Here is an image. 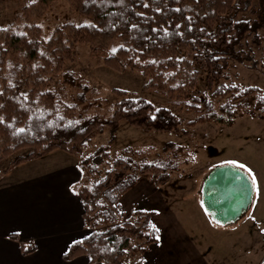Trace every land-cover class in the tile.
<instances>
[{
  "label": "trees",
  "instance_id": "obj_1",
  "mask_svg": "<svg viewBox=\"0 0 264 264\" xmlns=\"http://www.w3.org/2000/svg\"><path fill=\"white\" fill-rule=\"evenodd\" d=\"M50 1L28 0L19 15L23 24L0 28V160L30 149L14 158L8 172L13 165L57 149L81 157L82 179L97 177L78 190L83 220L91 232L74 241L64 258L86 255L90 263L142 264L159 240V230L144 215L125 219L120 201L142 179L156 186L170 180L186 163L178 154L180 145L167 142L164 150L175 153L159 160H148L150 150L131 145L113 154L106 144L84 153L98 134H115L121 121L147 132L190 131L181 128L170 108L156 107L125 89H114L120 99L112 116L103 118L77 116V102L62 101L48 86L62 79L81 89L80 102L87 100L88 85L64 65L73 58L77 43L88 44L106 66L140 72L147 78L145 88L194 114L189 127L231 126L238 115L254 113L242 100L255 97V108H264L262 88L225 81L232 61L242 59L239 47L248 35L255 34L253 41L260 43L264 0H68L89 20L64 23L44 38L34 17ZM247 13L255 17L240 18Z\"/></svg>",
  "mask_w": 264,
  "mask_h": 264
},
{
  "label": "rangeland",
  "instance_id": "obj_2",
  "mask_svg": "<svg viewBox=\"0 0 264 264\" xmlns=\"http://www.w3.org/2000/svg\"><path fill=\"white\" fill-rule=\"evenodd\" d=\"M27 1L0 0V28L12 23L21 26L23 23L19 20V15ZM254 17L250 13L240 16ZM88 20L89 17L73 7L68 0H51L48 8L34 17V21L41 26L44 38H49L55 28L64 23L79 24ZM257 34L259 44L253 41L255 34H250L239 47L242 59L232 61L225 81L239 83L243 87L259 86L264 91V27ZM64 70L73 71L81 79L80 82L88 85L87 100L80 102L77 95L81 89L64 83L59 78L50 82L48 88L61 95L64 102H77V116L98 114L103 118H110L115 103L120 99L114 89L119 88L128 90L132 96L147 98L156 107L170 108L181 120V128L190 131L189 135L182 132H147L127 121H121L115 134L106 130L89 143L84 155L92 153L103 144L109 146L112 154L131 145L136 149L144 148L146 152L150 150L148 160L167 158L175 153L173 149L170 152L164 150L169 141L181 147L178 154L186 163L163 185L156 186L147 179H142L140 185L143 193L138 199V206L127 207L124 210L125 219L135 220L137 216L144 215L152 220L156 209L169 206L194 241L204 247L211 264H264V108H255V97L242 100L244 107L254 109V113L238 115L231 126L205 123L191 128L187 123L194 119V114L186 113L184 109L174 106L168 97L145 88L147 78L140 72L117 71L106 66L102 56L91 53L88 44L77 43L75 54L65 62ZM29 150L21 149L0 160V184L19 187L38 178L45 171H64L77 167L82 162L81 157L64 149H57L43 157L30 158L13 165L8 173L5 172L14 158ZM229 161L245 165L243 169L251 177L255 176V196L251 207L237 222L224 225L212 220L201 197L203 181L208 173L214 167L228 164ZM83 175H86L84 170ZM88 180L80 177L73 184V190L78 191ZM93 180H97V177H92L90 182ZM87 231L90 233V230ZM30 242L32 240H27L26 246Z\"/></svg>",
  "mask_w": 264,
  "mask_h": 264
},
{
  "label": "crops",
  "instance_id": "obj_3",
  "mask_svg": "<svg viewBox=\"0 0 264 264\" xmlns=\"http://www.w3.org/2000/svg\"><path fill=\"white\" fill-rule=\"evenodd\" d=\"M80 177L78 165L45 171L19 187L0 184V264H102L90 263L86 255L64 258L74 241L86 237L87 230L91 232L83 220V202L73 190ZM142 193L139 182L123 195L121 211L125 214L127 207L138 206ZM152 222L160 238L150 246L142 264H211L204 247L194 241L169 206L156 209ZM27 240L32 242L26 246Z\"/></svg>",
  "mask_w": 264,
  "mask_h": 264
},
{
  "label": "water",
  "instance_id": "obj_4",
  "mask_svg": "<svg viewBox=\"0 0 264 264\" xmlns=\"http://www.w3.org/2000/svg\"><path fill=\"white\" fill-rule=\"evenodd\" d=\"M255 185L249 173L233 164L214 167L202 185V203L214 221L237 222L251 207Z\"/></svg>",
  "mask_w": 264,
  "mask_h": 264
},
{
  "label": "snow or ice",
  "instance_id": "obj_5",
  "mask_svg": "<svg viewBox=\"0 0 264 264\" xmlns=\"http://www.w3.org/2000/svg\"><path fill=\"white\" fill-rule=\"evenodd\" d=\"M25 131H26L25 129H19V132H21V133H23ZM228 163L233 164L234 166H237L239 168H245V165H243V164H237V162H235V161H229ZM249 171L251 172L250 169H249ZM252 179H253V183H255L256 182V178H255L254 175L252 176Z\"/></svg>",
  "mask_w": 264,
  "mask_h": 264
}]
</instances>
